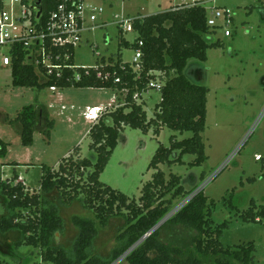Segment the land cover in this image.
<instances>
[{
    "label": "trees",
    "instance_id": "obj_1",
    "mask_svg": "<svg viewBox=\"0 0 264 264\" xmlns=\"http://www.w3.org/2000/svg\"><path fill=\"white\" fill-rule=\"evenodd\" d=\"M57 2L44 0L47 14L55 9ZM132 27L138 38L131 44L119 30L122 38L119 46L120 49L132 48L135 53L141 51L140 70L124 62L120 51L109 61L103 58L98 69L76 67L74 51L70 49V60L61 65L73 68H63L58 78L56 70L48 75L46 68L37 71L35 66L26 63L27 52L22 46L14 49L11 68L14 87L38 91L52 87L62 91L109 89L125 92V98L124 103L107 109L89 131L90 148L97 153L95 163L87 158L78 159V152L75 158L64 159L58 170L42 165L41 193L31 192L22 182H17L16 177L12 183H0V198L5 206L0 216L7 213L0 220V264H8L6 259L27 264L33 253H22L20 250L24 246L40 249L42 261L47 263L111 264L165 218L174 200L189 193L182 184V177L172 174L167 181L159 167L184 164L182 157L186 154L197 156L193 165L199 166L206 160L201 133L206 127L209 89L192 81L186 72L191 61L206 63L209 49L220 46L219 42L207 40L216 30L208 26L207 10L201 5H178L166 12L138 15ZM98 72L110 76L100 79ZM154 72L162 74V98L154 117L148 119L144 103H138V99L149 91V83L156 79L152 75ZM44 113V108L29 105L15 120L9 121L11 126L20 125L24 147L33 146L36 132L50 140L55 121L49 120ZM126 127L145 134L154 129L156 135L163 127L193 133V137L183 141L172 138L170 148L159 147L149 165V170L157 172L143 187L139 201L131 200L100 181ZM8 153L9 144L0 139V160ZM83 177L86 180L82 182ZM53 192L60 195L65 206L79 202L94 216V219L73 218L78 234L70 251L57 245V234L64 230L65 221L55 206L49 204L47 196ZM168 195L171 199H167ZM211 206L200 192L176 216L147 237L128 257V264H255L254 244L248 243L235 250L223 247L220 240L228 224L215 226L211 220ZM259 215H264V210L255 213L251 209L243 218L246 222H259ZM116 218L126 219V229L118 236V246L110 257H98L93 254V246L100 228ZM12 233L19 234L17 241L9 239Z\"/></svg>",
    "mask_w": 264,
    "mask_h": 264
},
{
    "label": "rangeland",
    "instance_id": "obj_2",
    "mask_svg": "<svg viewBox=\"0 0 264 264\" xmlns=\"http://www.w3.org/2000/svg\"><path fill=\"white\" fill-rule=\"evenodd\" d=\"M193 1L199 0H89L92 5L104 8L106 13L98 22V27L102 28L86 32L82 44L75 48L76 65L96 67L103 58L106 61L116 58L119 51L124 62H132L135 51L127 47L120 49L122 38L116 16H148ZM203 1L208 8L230 9L233 19L207 37L210 43H220L219 47L209 49L208 61L190 62L191 66H199L204 71V81L200 84L209 89L206 127L201 133L206 160L199 166L193 165L197 156L186 154L182 157L184 164L159 167L167 181L172 174L182 177V184L189 192L173 201L167 215L194 191L201 190L212 204L211 220L215 226L228 224L220 240L223 247L235 250L252 243L256 248L254 263L264 264V215H259V222H246L243 218L251 209L255 213L264 210V0ZM226 32L230 36H226ZM123 38L132 44L138 35L130 32L123 34ZM124 98L125 92L109 89L71 88L52 92L48 88L38 91L14 87L11 69L0 66V139L9 144L7 157L0 160V183H12L15 176H20L31 192L41 193V165L58 170L64 159L75 158L78 152V159L87 158L95 163L97 153L91 150L88 135L93 122L86 118L87 107L98 105L111 109L119 102L124 103ZM161 98L159 91L150 89L138 99V103H144L148 119L154 117ZM29 105L44 108V115L55 121V128L49 141L44 134L36 132L35 144L24 147L20 125L11 126L9 121L15 120ZM174 137L183 141L193 137V133L163 127L156 135L154 129L145 134L126 127L100 181L131 200L139 201L143 187L157 172L149 170L153 157L160 146L170 148ZM17 162L21 165H13ZM85 180L83 177L81 181ZM171 197L168 195L167 199ZM47 199L65 221L64 230L57 234V245L70 251L78 234L73 218L94 219V216L79 202L65 206L57 192ZM2 206L5 207L4 203ZM3 207H0V214L4 212ZM125 229L126 219L123 218L113 219L100 228L93 254L109 258L118 246V236ZM18 235L12 233L9 239L17 241ZM20 251L27 255L33 253L27 264H53L42 261L40 249L24 246ZM6 260L8 264H17Z\"/></svg>",
    "mask_w": 264,
    "mask_h": 264
},
{
    "label": "built area",
    "instance_id": "obj_3",
    "mask_svg": "<svg viewBox=\"0 0 264 264\" xmlns=\"http://www.w3.org/2000/svg\"><path fill=\"white\" fill-rule=\"evenodd\" d=\"M145 1L155 2L156 0ZM203 3V0H199L184 3V5L205 7ZM45 4L44 0H0V66L11 69L14 60L13 51L22 46L27 52L26 63L35 66L37 71L41 67L46 68L48 75L53 74L56 70L58 71L57 77L60 78L63 68H73L67 64L61 65L62 62L65 63V61L70 60L69 50L75 51V48L82 44L83 35L86 32H94L102 28L98 27V22L106 11L102 7L92 5L89 0H58L55 9L48 14ZM205 8L208 26L211 29L217 30L232 22L230 9L225 7ZM135 17L127 14L117 15L118 30H122L123 33L133 32L132 22ZM225 35L230 36L228 32ZM63 54L64 56H62ZM141 58V51L139 50L135 53L133 61L130 62L136 70L141 69ZM76 67L78 66L76 65ZM95 68L98 69L97 66ZM152 75H155L156 79L149 83L148 88L149 90L156 89L161 93L163 85L160 78L162 74L154 72ZM109 76V74L103 75L102 72H98L100 79H108ZM76 79L79 80L80 77L77 76ZM50 90L57 92L60 89L52 87ZM135 99H138L137 96ZM107 109L88 107L86 118L95 124ZM200 192L201 190H196L190 194L184 203L178 205L168 215L167 220L176 216ZM141 243H136L111 264H122L127 261Z\"/></svg>",
    "mask_w": 264,
    "mask_h": 264
},
{
    "label": "water",
    "instance_id": "obj_4",
    "mask_svg": "<svg viewBox=\"0 0 264 264\" xmlns=\"http://www.w3.org/2000/svg\"><path fill=\"white\" fill-rule=\"evenodd\" d=\"M191 68V67H190ZM190 68H188L186 75L188 78H190L192 81L196 82V83H202L204 80V71L202 69L200 70H190ZM195 73V74H194ZM168 215L164 218L163 221H161L153 230H151L149 232V234H147L146 236H144L139 242H143L147 237H149L150 235H152L166 220H167ZM138 242V243H139Z\"/></svg>",
    "mask_w": 264,
    "mask_h": 264
},
{
    "label": "crops",
    "instance_id": "obj_5",
    "mask_svg": "<svg viewBox=\"0 0 264 264\" xmlns=\"http://www.w3.org/2000/svg\"><path fill=\"white\" fill-rule=\"evenodd\" d=\"M191 68L193 69V70H195V71H197V70H200V68H199V66H191ZM94 107H101V106H94ZM88 108V107H87ZM94 124V123H93ZM35 142V141H34ZM35 144V143H34ZM33 144V145H34ZM32 147V146H31ZM13 165H16V166H19V165H21L19 162H17V163H14ZM42 166V165H41ZM16 178H18V180H17V182H22L25 186H26V188H29L27 185H26V183H25V180L22 178V177H20V176H15ZM0 207H2V204H3V201H2V199L0 198ZM1 215H2V213H1ZM2 219V216H0V220Z\"/></svg>",
    "mask_w": 264,
    "mask_h": 264
},
{
    "label": "flooded vegetation",
    "instance_id": "obj_6",
    "mask_svg": "<svg viewBox=\"0 0 264 264\" xmlns=\"http://www.w3.org/2000/svg\"><path fill=\"white\" fill-rule=\"evenodd\" d=\"M190 68V67H189ZM190 70H192V68H190ZM195 74V73H194Z\"/></svg>",
    "mask_w": 264,
    "mask_h": 264
}]
</instances>
